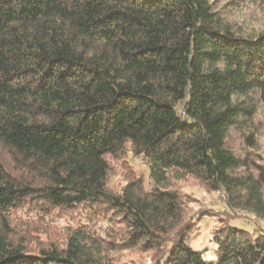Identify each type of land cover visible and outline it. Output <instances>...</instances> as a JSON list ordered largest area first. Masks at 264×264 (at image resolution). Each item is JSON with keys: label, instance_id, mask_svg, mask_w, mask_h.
Returning <instances> with one entry per match:
<instances>
[{"label": "trees", "instance_id": "1", "mask_svg": "<svg viewBox=\"0 0 264 264\" xmlns=\"http://www.w3.org/2000/svg\"><path fill=\"white\" fill-rule=\"evenodd\" d=\"M254 95L264 101V27L235 29L210 0H0V264H134L117 262L125 251L264 264V231L231 218L205 262L174 187L195 180L264 219V166L229 144L256 147ZM129 156L146 161L152 189ZM24 216L66 228L39 241Z\"/></svg>", "mask_w": 264, "mask_h": 264}, {"label": "rangeland", "instance_id": "2", "mask_svg": "<svg viewBox=\"0 0 264 264\" xmlns=\"http://www.w3.org/2000/svg\"><path fill=\"white\" fill-rule=\"evenodd\" d=\"M214 4V8L221 12V15L231 23L235 29H241L245 33L257 32L264 27V10L259 7L258 3H250L247 0H210ZM258 104V112L254 118V126L257 129L258 137L256 147L252 150H246L240 137L235 134L230 138L229 144L233 148L232 151L240 156L245 155L248 151L252 154L257 164L264 166V101L259 96L254 95ZM128 166L135 175L143 177L144 187L148 190L153 188V182L150 177L149 166L141 157L129 156ZM114 172L111 173L108 185L114 190H119L126 181L125 172L121 169L120 164L113 163ZM177 192L187 198L191 209V221L193 230L189 236V246L201 254L202 259L208 263H214L218 259L217 243L215 242L214 232L222 225V219L231 218L229 226L246 230L250 233L253 231H264V219L252 214L250 211L237 209L232 210L227 205L226 196L222 192H209L195 180L176 183ZM264 199V189L262 190ZM51 214V213H50ZM49 214V215H50ZM53 216L57 213L53 212ZM22 217L27 219L30 226L25 229L31 231L39 241L45 239L47 231L54 230L61 239L60 234L66 228V222L57 217L49 216ZM30 219V220H28ZM227 223V221H226ZM107 221L99 222L95 225L99 231L107 226ZM34 247L32 244H30ZM148 253H132L131 251L121 252L117 255V262H132L134 264H152Z\"/></svg>", "mask_w": 264, "mask_h": 264}]
</instances>
